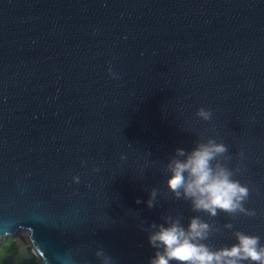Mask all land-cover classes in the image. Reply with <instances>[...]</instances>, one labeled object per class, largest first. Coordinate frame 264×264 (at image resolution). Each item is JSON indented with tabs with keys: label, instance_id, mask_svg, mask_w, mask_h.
I'll list each match as a JSON object with an SVG mask.
<instances>
[{
	"label": "water",
	"instance_id": "95a60500",
	"mask_svg": "<svg viewBox=\"0 0 264 264\" xmlns=\"http://www.w3.org/2000/svg\"><path fill=\"white\" fill-rule=\"evenodd\" d=\"M210 136L253 214L169 190L175 149ZM168 214L208 221L212 247L264 244V0H0V239L28 231L41 264H149Z\"/></svg>",
	"mask_w": 264,
	"mask_h": 264
},
{
	"label": "clouds",
	"instance_id": "9594fccd",
	"mask_svg": "<svg viewBox=\"0 0 264 264\" xmlns=\"http://www.w3.org/2000/svg\"><path fill=\"white\" fill-rule=\"evenodd\" d=\"M109 72L117 76L111 68ZM196 115L210 120L212 113L200 107ZM227 150V145L211 136L197 141L190 151L177 147L166 165L169 190L176 198L188 201L193 210L209 216H216L220 211L253 214L243 204L248 186L235 179L232 169L218 159ZM157 191L155 187L150 191L146 201L149 208L156 203ZM225 227L231 228V224ZM211 230L208 221L199 215L191 216L186 224L171 214L163 216L159 223L151 222L147 239L154 254L149 257V264H264V244L258 235L236 231L233 243L212 247L207 243ZM96 255L101 264H114L103 248H98Z\"/></svg>",
	"mask_w": 264,
	"mask_h": 264
},
{
	"label": "trees",
	"instance_id": "16d2710c",
	"mask_svg": "<svg viewBox=\"0 0 264 264\" xmlns=\"http://www.w3.org/2000/svg\"><path fill=\"white\" fill-rule=\"evenodd\" d=\"M21 250L16 236L0 239V264H41L38 258L31 252L30 255L17 259Z\"/></svg>",
	"mask_w": 264,
	"mask_h": 264
},
{
	"label": "rangeland",
	"instance_id": "374dc122",
	"mask_svg": "<svg viewBox=\"0 0 264 264\" xmlns=\"http://www.w3.org/2000/svg\"><path fill=\"white\" fill-rule=\"evenodd\" d=\"M15 236L21 246V250L19 255L17 256V259H21L23 257L30 255L32 251H31L30 241L28 238V231L19 230Z\"/></svg>",
	"mask_w": 264,
	"mask_h": 264
}]
</instances>
